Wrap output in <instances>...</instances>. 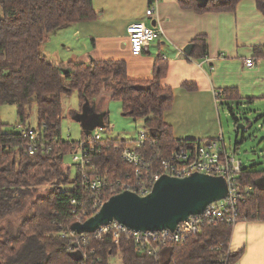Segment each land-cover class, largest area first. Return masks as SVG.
Masks as SVG:
<instances>
[{"label": "trees", "instance_id": "1", "mask_svg": "<svg viewBox=\"0 0 264 264\" xmlns=\"http://www.w3.org/2000/svg\"><path fill=\"white\" fill-rule=\"evenodd\" d=\"M240 1L180 0L179 5L198 14L222 13L234 12ZM253 1L264 15V0ZM97 17L92 0H0V107L14 105L18 125L25 129L31 128L25 122L35 107V128L44 125L45 138L56 139L50 152H38L31 159L26 155L27 140L21 134L0 131V220L19 210L37 186L50 184L46 196L29 204L30 213L22 219L16 234L0 229V264H109L116 251L122 255V264H223L222 259H226V264L235 262L240 253L226 252L232 226L225 222L204 225L184 242L166 245L160 259L138 255L135 243L127 235L121 234L117 244L111 233L104 235L103 241H97L95 234L71 236L72 226L95 212L77 219L70 206V199L86 206L92 194L80 186L78 169L70 178V168H63L64 157L73 153L78 142L61 137L62 96L76 92L82 110L86 102L106 92L112 100L119 101L123 116L142 119L146 139L134 150L150 164V173L157 172V163L171 153L206 141L176 140L171 126L165 123L163 116L172 106L173 92L161 85L168 69L161 55L155 57L152 77L147 80L130 79L122 60L89 64L70 61L62 77L58 67L42 55L41 45L48 34ZM183 52L192 60L205 58L206 37L196 36ZM254 53L255 58H264L263 47L255 48ZM216 98L225 102L232 117L236 114L231 106L253 102L241 99L236 88H223ZM107 125L106 112L100 126L104 129ZM89 137L88 132H83L80 140L88 149L85 173L109 183L131 181L136 169L121 156L128 142L109 139L93 142L90 152ZM237 184L236 218L264 219V170L242 167ZM68 185L71 188L64 189ZM61 232L68 236L61 237ZM28 251L34 253V260L25 257L29 256Z\"/></svg>", "mask_w": 264, "mask_h": 264}, {"label": "crops", "instance_id": "2", "mask_svg": "<svg viewBox=\"0 0 264 264\" xmlns=\"http://www.w3.org/2000/svg\"><path fill=\"white\" fill-rule=\"evenodd\" d=\"M92 2L97 19L67 27L74 38L63 40L67 62L122 60L130 79L147 80L152 77L155 57L161 55L168 63L161 85L173 92L172 106L163 119L171 126L174 139L222 138L215 93L223 88H236L240 98L252 100V104L264 102V58L257 59L254 53L255 48H264V15L253 0H241L234 12L204 14L181 8L180 0H160L152 18L145 15L151 0ZM137 21L158 27L161 36L139 55H133L125 29ZM59 30L62 29L56 31ZM200 35L207 39L208 54L201 60H192L183 48ZM44 57L54 65L60 62L46 54ZM246 59L254 60L252 68L245 66ZM63 70L68 71L66 64ZM101 99L110 100V96L102 92L94 100ZM101 122L93 130L101 127ZM249 232L255 241L253 247L233 251L234 255L240 253V257L230 264H241L246 256L249 264H255V258L264 255V237L254 227Z\"/></svg>", "mask_w": 264, "mask_h": 264}, {"label": "built area", "instance_id": "3", "mask_svg": "<svg viewBox=\"0 0 264 264\" xmlns=\"http://www.w3.org/2000/svg\"><path fill=\"white\" fill-rule=\"evenodd\" d=\"M159 1L151 0L145 12L146 17L152 18L154 16ZM125 32L133 55H139L145 46L159 40L161 36L158 27L148 26L141 21L129 24ZM244 63L248 68L254 66L253 59H246ZM218 94L219 92L215 93V96L217 97ZM18 126L20 127L18 133L27 140L26 155L31 159L35 158L38 152H50L52 145L56 144L55 138L51 141L45 138L44 125L38 129H25L20 125ZM96 129L87 142V145H90V152H93V142L103 140L100 136V133L104 130L103 127ZM242 129L243 132L247 131L246 127ZM145 139L146 133L140 134L132 145L124 146L121 150L122 158L135 167L136 174L131 181L116 183H109L104 178L97 176L90 177L85 173V167L89 163L87 159L88 149L86 143L78 142L71 154L72 163L79 169L80 186L88 190L92 197L86 206L83 203H78L75 199H70L72 212L77 215V219L88 216L90 212L96 213L104 202L116 194L128 191L139 196L147 195L150 193L153 184L161 176L185 178L193 174H202L223 177L227 185V195L224 199L208 205L201 214L190 216L185 222L178 224L174 231L136 232L112 222L101 226L95 233H92L95 234L94 237L97 241H103V236L111 233L113 242L117 244L121 234L127 235L135 243L138 255L160 259L159 255L166 245L184 242L188 236L199 233L204 225L215 222H225L232 225V222L238 216L236 207L239 196L237 177L240 174L242 163L233 155L227 153L222 138L207 140L198 143L193 148H183L171 153L167 159L157 163L159 168L155 173L148 171L150 164L134 150L135 147L142 146ZM116 150L118 149L116 148ZM248 189H245V191ZM70 233L71 236L76 234L73 230H70ZM60 235L63 238L68 236L63 232ZM222 262L226 264V259H222Z\"/></svg>", "mask_w": 264, "mask_h": 264}, {"label": "rangeland", "instance_id": "4", "mask_svg": "<svg viewBox=\"0 0 264 264\" xmlns=\"http://www.w3.org/2000/svg\"><path fill=\"white\" fill-rule=\"evenodd\" d=\"M220 1L223 2L224 0ZM68 30L66 28L48 34L40 49L44 56L46 54L53 61L63 62V65H60V62H56L55 64L62 77L65 76V71L63 70L64 64L68 61V54L65 53L63 40L67 39L69 41L73 33ZM217 105L220 117L221 136L227 153L238 159L242 163L243 169L254 167L256 170H264V102L231 106L235 110V118L243 127L248 128L246 132H243V129H236L237 123L225 107V102L218 101ZM79 108V100L76 92H73L70 96H62V120L60 125L62 139L79 142L83 132H88L90 135H93L95 130H97L96 127L93 130V127L102 121L101 113L104 111L108 113V126L100 133L103 140H117L122 138L128 141L127 146H130L131 141L137 140L140 134L145 133L143 120H134L131 117L123 116L119 101L112 100L111 98L110 100H92L86 102L82 110ZM18 122L19 119L14 105L6 104L0 107L1 132H18L20 128L17 126ZM36 122V110L35 107H32L25 126L35 128ZM67 167L70 168V178H73L78 168L73 166L72 155H66L64 157V170ZM70 188L71 186L69 185L64 187L67 190ZM49 189L50 184L48 183L37 186L19 210L9 215L6 219L0 220V229L4 228L8 230L9 234H16L20 222L30 213L29 204L37 198L46 196ZM28 255L25 257L29 260H34L36 257L30 251H28ZM121 256L120 251H116L110 257L109 264H122Z\"/></svg>", "mask_w": 264, "mask_h": 264}, {"label": "water", "instance_id": "5", "mask_svg": "<svg viewBox=\"0 0 264 264\" xmlns=\"http://www.w3.org/2000/svg\"><path fill=\"white\" fill-rule=\"evenodd\" d=\"M236 129L243 125L233 116ZM227 185L223 177L193 174L185 178L161 176L145 196L122 192L111 196L99 210L72 226L78 235L95 233L115 222L136 232L174 231L190 216L201 214L208 205L224 199Z\"/></svg>", "mask_w": 264, "mask_h": 264}, {"label": "clouds", "instance_id": "6", "mask_svg": "<svg viewBox=\"0 0 264 264\" xmlns=\"http://www.w3.org/2000/svg\"><path fill=\"white\" fill-rule=\"evenodd\" d=\"M231 226L234 235L229 238L226 252L230 253L241 247H253L255 241L250 236V227H254L255 230L261 233V236L264 237V219L248 220L235 218ZM261 247H264V242L261 243ZM241 264H249V257L246 256ZM255 264H264V255L257 256L255 258Z\"/></svg>", "mask_w": 264, "mask_h": 264}]
</instances>
